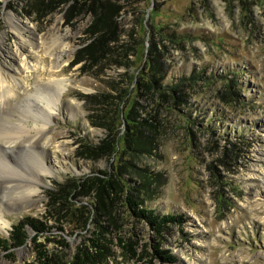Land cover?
<instances>
[{
	"label": "rangeland",
	"instance_id": "1",
	"mask_svg": "<svg viewBox=\"0 0 264 264\" xmlns=\"http://www.w3.org/2000/svg\"><path fill=\"white\" fill-rule=\"evenodd\" d=\"M99 13L117 40L111 60L128 67L74 63L95 38L88 31ZM43 42L72 49L59 70ZM152 46L164 71L163 99L136 87L140 78L149 83ZM24 57L29 69L16 74ZM0 73L22 80L17 98L0 110V127L20 121L32 128L27 108L37 119L43 114L37 90L68 81L58 101L46 96L52 146L0 142V157L21 174L0 169V189L35 176L39 162L50 172L38 174L41 198L33 206L13 208L14 192L0 190L7 222L0 244L24 218L50 227L39 236L28 228L26 244L0 249V264L32 262V238L49 264H69L75 255L83 264H264V0H0ZM174 86L185 99L180 106L170 98ZM132 105L136 121L155 128L141 129L145 151L134 153L131 145L124 154L123 114ZM112 120L118 149L89 159L90 147L110 137L104 127ZM100 171L131 181L139 190L131 199L141 208L178 220L159 232L133 215L121 192L98 213L94 191L82 194L80 185L103 177ZM89 239L98 240L102 255L81 256Z\"/></svg>",
	"mask_w": 264,
	"mask_h": 264
},
{
	"label": "trees",
	"instance_id": "2",
	"mask_svg": "<svg viewBox=\"0 0 264 264\" xmlns=\"http://www.w3.org/2000/svg\"><path fill=\"white\" fill-rule=\"evenodd\" d=\"M105 17L103 13L97 14V18L92 24L91 27H89V33L92 36H95L93 41H91L86 48L81 49L77 52L76 58L74 63L82 62L88 64V67L94 68V67H103V66H109V65H117L120 67H128L126 64L117 62L116 60H111L114 56L117 55L116 48H115V42L117 41L114 36L113 30L109 31V29L106 27ZM158 53L156 52L155 48L152 46L149 49V57L147 59V64L150 68V71L148 73L149 77V83L145 82L142 78L139 79L137 82V91L140 89H145V92L153 91V94H157L159 98H164L166 96V93H163V85L162 82L164 81V74H163V68L161 67V64L158 60ZM195 79V77L192 78V80ZM182 82V79L179 80V83ZM162 90V91H161ZM171 93H174L176 95L175 98L171 97V99H176L174 101V104L180 106V103H183L185 99L182 98V91L179 90V87L174 86V89H170ZM165 92V91H164ZM170 95V94H168ZM134 104H136L134 102ZM123 117L125 121L127 122V128L124 132V137L122 139V143L124 145V148H126L122 151L124 154H128L127 150H129V146L132 145V150L134 153H141L146 150L147 141L141 140V129L145 128L147 125L151 128L153 127L152 124L147 123L146 119H142L140 121H136L137 118V112L134 109V106L132 105L131 109L128 111L127 114H123ZM108 131V135L110 136L106 141H101L99 143V146L96 148L90 147V155L89 159H97V158H108L112 156L116 150L118 149V143L116 145L115 142V134L113 132V129L115 128V123L110 121L108 125H105L104 127ZM113 136V139L111 138ZM88 148V146H86ZM86 156V157H88ZM120 157V156H119ZM103 177H92L91 179H88V182L81 184L80 187L83 190L81 193L87 195L90 191H94L96 199H94V203L96 205H99V207H95V210L99 213V209L105 208L104 202H106L105 199L109 198L112 193H123L125 195L124 202L127 204V207L131 210L134 216L139 218H144L145 221H147L152 227H154L155 230L161 232L163 229H165L166 224L176 222L178 217H173V214H167L160 216L159 214H156L154 210L144 209L137 204L136 201L132 197L131 193H136L139 190H137L135 187L132 186L131 181H128L124 178L123 181H120L118 177H122L120 173H113L112 175H108V173H103V171L99 172ZM74 188V185H73ZM104 211V210H103ZM96 213V215H98ZM105 215H109V211L104 212ZM86 221H83V224H85ZM12 231L9 234V237L1 240L0 249L2 248L4 251H8V246H12L13 248L21 247L24 244H26V241L29 238L28 234V228L33 230L38 236L41 233H44L45 231H48L50 227L47 226L46 222H42L38 219L33 218H24L21 221L18 222V224L14 225L12 227ZM35 258L32 262L29 264H49L47 251L44 249L43 245L40 243H37V238L31 239ZM89 245L84 246V249L80 250L81 256H84L85 258H88L89 254H103L102 248L98 243L97 239H89L87 241ZM60 246L66 247L65 242H61ZM128 249V252L133 253L134 251L129 248V246H126ZM158 255L161 253L157 252ZM74 259V260H73ZM82 263L80 257L75 255V257H72V260L69 261V264H78ZM83 264V263H82Z\"/></svg>",
	"mask_w": 264,
	"mask_h": 264
},
{
	"label": "bare ground",
	"instance_id": "3",
	"mask_svg": "<svg viewBox=\"0 0 264 264\" xmlns=\"http://www.w3.org/2000/svg\"><path fill=\"white\" fill-rule=\"evenodd\" d=\"M24 44L30 45L27 42H24ZM41 45L47 47L46 48V51H47L46 54L52 58L53 63H54L53 68L56 71L59 70V68H61V66H62V62H60L62 55H67L69 58L71 57L72 49L66 47V45L65 46L61 45V48H58V46H54V45L47 46V44L44 42L41 43ZM20 46H22V45H20ZM53 48H55V49H53ZM34 66L35 65H31V67H34ZM28 69H29V64H28L26 58L24 57L22 59L21 65L17 69H15L14 71L16 74H23V73L27 72ZM9 79L10 80L7 81L6 78L4 79L2 77V74L0 73V110H1V108H6L8 105H11L10 104L11 100L17 98L16 91L20 90L22 87V80L21 79H18V78L13 77V76H9ZM50 86L51 87L48 90H37L36 95L34 96V98L38 101V103L43 105L42 106L43 108H40L43 112V114L41 113L43 115V116L41 115V120L39 118L37 119V113H35L33 111V109L27 108V114L30 115V120L34 124L33 127L29 128L28 125H26L24 127L22 122H20V121H18L17 125H12L11 123H7L8 124L7 127H5V126L0 127V142L4 143L5 145L10 146L12 144L14 145V143H16L18 140L19 141L21 140L19 143L20 147H18L21 149L22 148L24 149V147H26V146L30 147L32 145H37V146H42V147H50L54 144L51 137L48 136V134L46 132V129L48 126V121L50 120V112H48V111H50V106H51L50 100H49V98H46V96H48V95L51 96L50 97L51 100L54 97L55 101H58V99L60 98L62 93L65 92L66 87H68V81L64 80V79L53 81ZM14 107H16V106H14ZM23 114H26V113H23ZM0 125L2 126V124H0ZM34 130L37 133L38 132L42 133L40 136L41 137L40 139L42 140V144L40 143L41 140L37 138V136H36L37 134H35V135L32 134V132H34ZM34 156H37V154L35 153ZM11 162L4 160L2 157H0V169H1V171H3L4 173H6V171H8L10 176H14V177L21 179L20 178L21 177L20 171L18 170L17 166L15 164H12ZM34 166H35V176L32 175L30 177H27V181H25L24 183L23 182L19 183L18 180L17 181L16 180L15 181H9L6 184L7 186L4 185L5 187L0 189L3 191V193L4 192H10L11 193L12 191L14 192L15 199L11 203V207H13V208L17 207V205H19V204L21 205L20 208H26V207H29L30 205L33 206L35 199L41 198L40 197V189L41 188L39 187L40 181L38 180V174L41 173V174L49 175L50 172H48L47 169L45 167H43V165L40 162L37 165L34 164ZM0 195H1V191H0ZM1 205L2 204H0V230L4 229L5 226H7V222L4 220V216H3V213L1 210Z\"/></svg>",
	"mask_w": 264,
	"mask_h": 264
}]
</instances>
